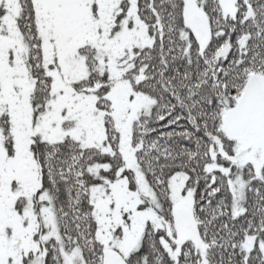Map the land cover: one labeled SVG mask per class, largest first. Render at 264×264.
<instances>
[{
  "label": "snow or ice",
  "instance_id": "1",
  "mask_svg": "<svg viewBox=\"0 0 264 264\" xmlns=\"http://www.w3.org/2000/svg\"><path fill=\"white\" fill-rule=\"evenodd\" d=\"M0 264H264V0H0Z\"/></svg>",
  "mask_w": 264,
  "mask_h": 264
}]
</instances>
